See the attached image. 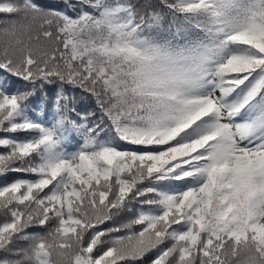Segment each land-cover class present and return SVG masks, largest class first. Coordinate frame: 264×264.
Returning <instances> with one entry per match:
<instances>
[{
    "label": "snow or ice",
    "instance_id": "snow-or-ice-1",
    "mask_svg": "<svg viewBox=\"0 0 264 264\" xmlns=\"http://www.w3.org/2000/svg\"><path fill=\"white\" fill-rule=\"evenodd\" d=\"M0 148V264H264V0H0Z\"/></svg>",
    "mask_w": 264,
    "mask_h": 264
},
{
    "label": "trees",
    "instance_id": "trees-1",
    "mask_svg": "<svg viewBox=\"0 0 264 264\" xmlns=\"http://www.w3.org/2000/svg\"><path fill=\"white\" fill-rule=\"evenodd\" d=\"M43 2L46 3V4H50V5H58V4L61 3V0H43ZM157 2H158V0H139V3L142 6L143 5H148V4H154V3H157ZM145 10H147L149 12L151 11L150 8L145 9ZM165 28H167V24H165ZM53 47H56V46L53 45ZM251 79L252 78H250L249 81H246L245 82V85H241L240 88H238L236 90V92H234L232 94V96L229 97V99H233L234 100V99H238V98L242 97L243 94H244V92L247 90V87L250 84ZM16 83L19 84V82H16ZM70 95H74L76 97L75 103H77L80 106V108L83 109V110H85L86 112H92V111H95L96 110L95 109L94 102L89 97L82 95V93L80 91H76L74 93H70ZM259 99L260 98L257 97V100H259ZM251 110H252L251 108H248V109L243 110L236 117V119L237 120H244L246 118H249V114H250V111ZM18 138H21L22 139L23 138L22 134H20ZM5 151H6V149L0 148V153L5 152ZM11 179H13L12 176L7 177V180H11ZM5 182H6L5 178H0V184H3ZM132 218L133 217H131V216L123 215L121 218H119V219L116 220L115 225H111L110 224V225H108V227L118 226V225H120L122 223H126L129 219H132ZM0 222H2V219H0ZM138 230L139 229L136 228V231H138ZM119 234L120 235H127L128 233H127V231H121ZM24 246H26V245H24Z\"/></svg>",
    "mask_w": 264,
    "mask_h": 264
}]
</instances>
